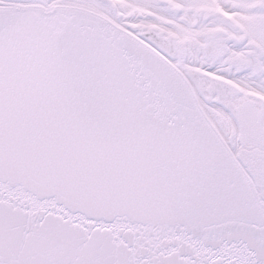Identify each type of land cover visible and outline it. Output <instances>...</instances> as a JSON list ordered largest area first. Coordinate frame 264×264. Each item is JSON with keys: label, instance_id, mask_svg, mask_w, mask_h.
<instances>
[{"label": "snow or ice", "instance_id": "obj_1", "mask_svg": "<svg viewBox=\"0 0 264 264\" xmlns=\"http://www.w3.org/2000/svg\"><path fill=\"white\" fill-rule=\"evenodd\" d=\"M0 264H264V0H0Z\"/></svg>", "mask_w": 264, "mask_h": 264}]
</instances>
